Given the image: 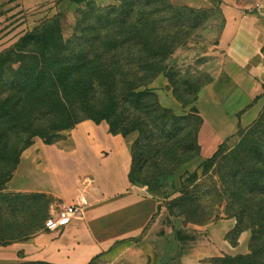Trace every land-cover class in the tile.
I'll return each instance as SVG.
<instances>
[{"label": "rangeland", "instance_id": "rangeland-1", "mask_svg": "<svg viewBox=\"0 0 264 264\" xmlns=\"http://www.w3.org/2000/svg\"><path fill=\"white\" fill-rule=\"evenodd\" d=\"M62 1L0 0V54L17 50L0 57V102L9 99L4 105L8 108L15 93L27 90L25 83L11 88L7 79L27 73L37 63L41 68L47 44L55 49L59 45L73 49L93 36L91 29L98 24L97 17L104 15L98 9L114 7L130 14L128 26L135 27L137 13L144 8L148 14V26L143 29L146 43L163 53L158 59L162 72L138 90L152 94L143 103L149 107L147 111L154 112L143 115L126 108L116 113L111 123L114 131L135 135V141L151 136L135 149L132 172L133 179L139 181L136 184L160 204L158 215L163 227L159 232L169 233L167 258L186 256L187 264H264V200L252 197L247 183L264 161V96L262 110L250 127L238 130L214 161L203 166L195 162L199 119L210 118L219 124L216 102L234 87L224 71L227 58L220 37L225 21L220 11L182 7L189 10L184 12L186 22L174 27L178 21L173 16L178 13L172 8L178 6L168 0H112L107 6L78 0L81 7L61 5ZM156 5L166 10L167 21L157 32L153 27L159 19L154 14ZM28 35L32 36L29 42L15 47ZM158 40L162 45L157 47ZM50 103L35 108L42 118L31 126L30 134L0 138V246L46 228L53 200L9 192L5 183L22 149L32 145V140H52V130L65 123L59 105ZM29 107L36 105L25 108ZM121 114L129 122L122 125L118 119ZM155 116L165 121L162 133L149 123ZM76 120L94 123L81 115ZM100 123L109 127L105 120ZM69 132L60 131L55 138L66 139Z\"/></svg>", "mask_w": 264, "mask_h": 264}, {"label": "crops", "instance_id": "crops-1", "mask_svg": "<svg viewBox=\"0 0 264 264\" xmlns=\"http://www.w3.org/2000/svg\"><path fill=\"white\" fill-rule=\"evenodd\" d=\"M168 1L178 7L218 9L225 21L220 42L227 58L224 71L234 87L216 102L219 124L202 117L195 159L200 165L238 130L250 127L262 110L264 0ZM91 2L112 4V0ZM64 4L81 7L69 0ZM134 142L133 134L113 135L107 125L90 121L77 124L66 139L53 144L34 140L20 155L6 190L52 199L49 217L54 209L67 206L80 211L58 231L44 228L0 246V264L189 263L186 256L167 258L169 233L159 232L163 227L160 204L130 181Z\"/></svg>", "mask_w": 264, "mask_h": 264}, {"label": "trees", "instance_id": "trees-1", "mask_svg": "<svg viewBox=\"0 0 264 264\" xmlns=\"http://www.w3.org/2000/svg\"><path fill=\"white\" fill-rule=\"evenodd\" d=\"M69 1L78 2V0ZM144 6L147 7L148 5ZM172 10L178 13L173 16V20L177 19L178 21L174 27L181 26V23L186 22L184 21L185 13L189 10L182 7H173ZM165 11L156 5L154 14L158 15L159 19L153 24L155 32L162 30V24L167 22L164 18ZM97 12L104 15L97 17L98 24L91 29L94 35L88 40L76 44L73 49L63 45H59L55 49L47 44L42 56L44 61L40 64L41 68L37 63L36 66H33L34 68H29L27 73L7 79L11 88L25 83L27 90L15 93V99H10L12 104L8 108L4 105L9 102V99L0 102V138L11 134H30L31 126L42 118L38 109L50 102L52 105L54 101L59 105L63 114L61 120H64L65 123L52 130L51 134L54 137L48 142L44 141V144L47 145L61 139L58 136L55 138V135L60 131L72 130L75 127L74 124L81 123L76 120L77 115L85 116L95 124H100V121L105 120L109 123L111 134L126 137L130 134H124L113 129L111 119L116 117V113H123L126 108L143 115L154 112L147 111L149 107L143 103L144 99L152 97V94L138 91L148 86L163 70L160 61H158L163 57V53L156 47H150L145 40L143 29L148 26V14L143 8L139 14L137 13V17L138 15L139 17L135 21L136 26L129 27L130 14H123L114 7L98 9ZM31 39L32 36L28 35L22 38L15 47H19V44L27 43ZM161 45L162 40L155 43L157 47ZM14 51L17 50H9L0 54V57L10 55ZM64 52L66 53L63 54ZM47 55L48 59H45ZM29 104H34L36 107H29L27 110L25 107ZM123 117L124 115L121 114V117L118 118L121 119L122 125L129 122ZM163 122L165 121L155 116L154 121L149 123L154 126L156 131L162 133L165 124ZM201 125L202 120L199 119L198 130ZM135 130L138 131V128ZM143 137L134 142V150H132V146V168L136 161L135 149H138L139 144L145 139L151 138V136ZM196 145L198 157L197 141ZM30 146L23 148L22 152ZM223 146L224 144L201 166L214 161ZM132 168L129 177L130 181L136 184L139 181L133 179ZM11 176L8 177L6 183ZM249 178L247 183L250 186L249 193L251 196L260 197V200H264V161L262 168L251 176L249 175Z\"/></svg>", "mask_w": 264, "mask_h": 264}, {"label": "built area", "instance_id": "built-area-1", "mask_svg": "<svg viewBox=\"0 0 264 264\" xmlns=\"http://www.w3.org/2000/svg\"><path fill=\"white\" fill-rule=\"evenodd\" d=\"M79 211V208L75 206L54 209L53 215L48 219L46 229L50 232L58 231L69 217L75 216Z\"/></svg>", "mask_w": 264, "mask_h": 264}]
</instances>
